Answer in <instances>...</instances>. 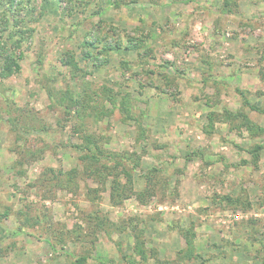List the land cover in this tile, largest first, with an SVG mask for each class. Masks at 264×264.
I'll return each mask as SVG.
<instances>
[{"label": "rangeland", "instance_id": "rangeland-1", "mask_svg": "<svg viewBox=\"0 0 264 264\" xmlns=\"http://www.w3.org/2000/svg\"><path fill=\"white\" fill-rule=\"evenodd\" d=\"M222 1L49 0L43 13V0H30L23 8L13 5L8 13L9 1L0 0V12H6L10 27L21 19L19 28L33 29L22 44L20 72L0 79V264H73L79 255L88 256L85 264L118 263L121 250L131 253L133 236L128 231L107 233L94 216L90 218L96 211L113 222L142 219L146 245L155 247L160 258L173 257L192 229L195 249L205 264H258L254 256L264 249V148L258 166L251 163L247 150L264 136L252 139L243 127L231 129L229 121H217L214 130L205 133V114L239 108L242 98L237 89L251 102L264 103V79L259 75V69L264 70V61L259 62L264 54V0H238L234 13L222 12ZM30 5L35 7L31 14ZM98 7L99 13H94ZM92 29L106 36V45L118 38L125 45L127 38L145 36L136 50L107 52L102 68L84 66L77 83H88L102 97V89L111 88L118 102L127 92L124 97L145 128V142L135 141L134 122L124 121L118 109L93 126L108 138L104 146L111 151L141 157L133 172V191L117 205L110 204L108 184L103 188L90 178H78L81 186L76 191L49 194L28 186L43 165L64 169L76 165L77 153L57 145L43 159L22 160L23 151L17 148H31L39 137L50 145L69 137L78 140L69 125L53 142V133H22L18 128L28 117L40 127H55L62 112L52 106L46 86L53 90L72 86L61 58L67 50H74L78 58L77 45ZM95 101L102 100L95 96ZM103 105L111 107L106 99ZM245 110L264 126L262 115ZM15 117L19 120L12 124ZM19 135L22 141L17 140ZM17 159L22 163L16 164ZM151 167L160 170L156 192L141 201L136 193L144 188L142 174ZM87 187H99L94 201L88 198ZM215 193L247 196L251 207L242 210L224 202L218 206L220 199L212 204ZM43 209L49 228L24 215L37 216ZM20 210L23 214H18ZM18 226L23 232L13 235L10 230Z\"/></svg>", "mask_w": 264, "mask_h": 264}, {"label": "trees", "instance_id": "trees-1", "mask_svg": "<svg viewBox=\"0 0 264 264\" xmlns=\"http://www.w3.org/2000/svg\"><path fill=\"white\" fill-rule=\"evenodd\" d=\"M8 13L11 12V7L13 5L23 8L24 3L30 2V0H8ZM49 0H43L40 7L42 12L46 11L47 2ZM55 1V0H54ZM59 1V0H57ZM114 3V2H112ZM116 4L118 2H115ZM238 0H223L221 4V11L225 13H234L238 10ZM101 7H98L97 11L94 13H99ZM35 10L33 5L29 6L30 14ZM21 19H15L13 22L14 27H10L9 18L6 15V12H0V37L4 34V39H0V79H6L12 75H15L20 72V60L22 59V44L27 40L33 32L32 28H19V23ZM24 25V23L22 24ZM21 25V26H22ZM98 26L95 25V27ZM9 29V30H8ZM143 37V38H142ZM135 41L133 38H127V43L124 45L121 40L116 39L114 44L106 45V36L95 32L93 29L85 32L84 38L80 40L77 45L79 48V57L77 58L76 52L74 50H67L61 58L62 64L68 66L69 69V81H72L71 84L66 85L65 88L60 87L57 89H52L51 86H46L48 95L53 99L52 106L57 107L61 110L62 116L55 118V127L52 125L40 127L35 123H32L28 117V122L21 125L19 129L22 133L33 132H43L47 133L48 136L53 133L52 142L55 140L56 133H60L66 128L67 125L71 126L72 134H78L77 141H71L70 137L67 141L60 140V143H55L50 145L46 138L39 137L35 143V146H30L31 148L22 146L18 147L22 149L23 154H21L22 160H40L44 158L45 153L48 150L54 152L57 148V145L62 149H70L77 153L76 159L77 164L71 166L68 169L62 167H54L49 164L43 165V168L40 170L38 176L33 180L28 182V186L33 188H40L44 191L51 194L56 190H78L80 189V181L78 178L85 180L90 178L93 183L105 188L106 184L110 188L109 199L111 205L119 204L123 199L129 197L130 193L133 191V172L135 168L140 165L139 159L141 158L136 152H117L111 151L104 146L105 142L108 141V138L102 133L97 132L95 126L99 123L101 118L106 114H109L112 110L118 109L121 114H123L124 121H133L137 128V135L135 136V141L142 140L145 142V128L142 127L139 117L134 116L132 113V104L124 96L129 95L125 92L118 102L114 97V93L111 91V88H103L104 96H101V93L93 91L88 83L80 82L82 85H77L79 80L82 79V76L85 74L84 66L93 65L95 68H102L107 63V57L105 54L109 51L116 49L123 50H136L141 44H143L144 35ZM118 40V41H117ZM103 42V43H102ZM260 56V63L264 61V54ZM76 56V58H75ZM39 57V56H38ZM37 62L41 63L40 57L37 59ZM259 75L264 79V70L263 68L259 69ZM53 79V78H52ZM52 82L54 80H51ZM76 84V90L74 84ZM71 87H70V86ZM242 98V103L239 108L231 110L228 108H223L222 111H209L205 114V119L207 121L205 133H211L214 130L215 122H231L230 128L237 129L245 128L248 133V137L254 139L255 137L264 136V126L252 120L248 116V111L245 110V107L250 111H255L258 114L264 117V103L251 102L242 90H238ZM101 99V103L95 101L94 97ZM100 97V98H99ZM109 100L111 105L110 108L103 105L104 100ZM11 123L16 124L19 120L18 117L11 118ZM74 121V123L72 122ZM72 124H69L71 123ZM15 128V127H14ZM50 129L53 131H50ZM20 133V134H22ZM18 141H22L21 136L17 137ZM144 145V143H143ZM264 148V139L258 143H255L252 148L247 150L252 156L251 163L254 166H258V160L260 158V152ZM144 151L143 147H140ZM54 154V153H53ZM21 159L16 160V164H21ZM130 164V165H129ZM159 169L151 167L142 174V178L146 181L144 188L140 191H137L136 195L141 199V201L149 198L156 192L157 180L155 177L159 173ZM100 191L99 187L92 188L87 187L86 193L88 198L91 201H94L96 196ZM135 192V191H134ZM217 199H220L217 201ZM217 201L218 206H221V202L224 203H233L236 208H241L242 210H248L251 207V202L245 196L241 198L240 195L235 198H231L230 195H213L212 204ZM232 205V204H231ZM22 212V213H20ZM23 214V211H18V214ZM32 220L38 222L46 223V228L50 227L48 223V216L46 209L39 211L37 216H30L28 213L24 215ZM89 215V214H88ZM94 216L100 228L105 230L107 233L110 231H119L124 232L128 231L133 236V244L131 245L130 252H124L121 250V258L119 262L116 263L113 260L100 261L97 264H205V259L202 258L201 253H199L194 246L193 236L195 233L192 232V229L184 234L185 246H181L171 258H160L158 255V250L151 246L147 247L145 232L147 226L143 223L142 219L138 217H128L126 219H121L119 222L111 221L103 212L98 214L95 212V215H90V218ZM89 221V216L88 219ZM27 222L26 220H24ZM43 221V222H42ZM29 222V221H28ZM24 223V222H23ZM255 233L257 228L255 227ZM11 233L18 234L23 232V229L18 226L17 230H10ZM75 230H70V233H75ZM127 233V234H128ZM57 235V234H56ZM79 236V235H73ZM62 233L59 234V240H62ZM48 240V238H47ZM50 242V239L49 241ZM51 246H53L51 244ZM260 255L255 254V259L258 260V264H264V249L257 250ZM88 256L79 255L74 258L72 261L73 264H85ZM152 261V263H149Z\"/></svg>", "mask_w": 264, "mask_h": 264}]
</instances>
